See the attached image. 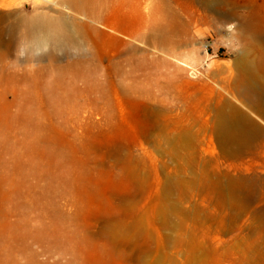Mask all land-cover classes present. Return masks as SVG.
Segmentation results:
<instances>
[{
  "label": "rangeland",
  "instance_id": "1",
  "mask_svg": "<svg viewBox=\"0 0 264 264\" xmlns=\"http://www.w3.org/2000/svg\"><path fill=\"white\" fill-rule=\"evenodd\" d=\"M69 1L0 0V264H264V0ZM36 16L78 46L30 55Z\"/></svg>",
  "mask_w": 264,
  "mask_h": 264
},
{
  "label": "bare ground",
  "instance_id": "2",
  "mask_svg": "<svg viewBox=\"0 0 264 264\" xmlns=\"http://www.w3.org/2000/svg\"><path fill=\"white\" fill-rule=\"evenodd\" d=\"M69 2L81 6V0H70ZM163 28L158 27L157 31L161 33L164 30ZM80 38L81 25L76 20L68 19L65 16L56 18L36 16L26 23V43L30 55L42 48H48V54L51 55L56 51L77 47ZM262 89L257 81L250 78L247 79L242 91L250 103L261 109L264 115V109L261 107L264 100V89ZM260 132L259 125L253 122L247 114H241L232 109L219 115L218 133L222 143H238L243 146L252 143Z\"/></svg>",
  "mask_w": 264,
  "mask_h": 264
}]
</instances>
